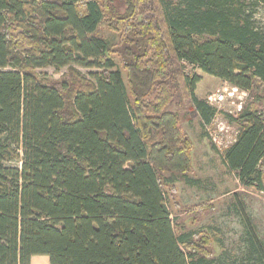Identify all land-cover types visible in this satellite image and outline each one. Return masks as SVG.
Returning a JSON list of instances; mask_svg holds the SVG:
<instances>
[{
	"label": "trees",
	"instance_id": "trees-1",
	"mask_svg": "<svg viewBox=\"0 0 264 264\" xmlns=\"http://www.w3.org/2000/svg\"><path fill=\"white\" fill-rule=\"evenodd\" d=\"M245 6L0 0V264H264L252 225L228 251L208 231L178 229L165 193L193 171V141L167 110L175 66L205 128L216 110L186 68L264 96V29ZM48 67L68 68L66 79H44ZM259 101L229 117L240 133L223 161L264 192Z\"/></svg>",
	"mask_w": 264,
	"mask_h": 264
},
{
	"label": "rangeland",
	"instance_id": "rangeland-1",
	"mask_svg": "<svg viewBox=\"0 0 264 264\" xmlns=\"http://www.w3.org/2000/svg\"><path fill=\"white\" fill-rule=\"evenodd\" d=\"M247 15L253 17L258 27L264 29V0H244ZM116 6H122L116 2ZM124 11L122 8L121 12ZM104 34L111 39L113 44H118L119 37L103 28ZM117 61L120 60L116 56ZM76 68L87 78H92L91 73L97 68ZM44 79L62 81L66 79L68 68L56 70L53 67L39 69ZM175 81L173 83L174 101L167 107L168 111L177 112L181 116V126L192 139L193 171L188 179L181 175L175 176V182L165 189L168 211L174 219L177 228L189 230L202 229L214 240H221V244L228 251L236 252L240 248V237L245 225H252L258 237L264 242V192L256 186H244L238 174L228 168L223 161V154L214 148L205 126L194 111L189 94L185 87V78L179 74L175 66ZM197 74L202 81L197 86L195 94L199 99L206 97L223 86L225 83L213 76L204 74L200 70L186 68L185 75ZM257 110L264 113V96L257 93L250 95L246 104L256 100ZM235 129L238 127L235 125ZM264 166V162H263ZM264 168V167H263ZM171 177L170 174H166ZM248 221V223H247ZM221 250V249H220ZM216 243L214 252L219 254ZM32 264H50L49 258L37 256L32 259Z\"/></svg>",
	"mask_w": 264,
	"mask_h": 264
},
{
	"label": "built area",
	"instance_id": "built-area-1",
	"mask_svg": "<svg viewBox=\"0 0 264 264\" xmlns=\"http://www.w3.org/2000/svg\"><path fill=\"white\" fill-rule=\"evenodd\" d=\"M214 92L206 97V102L216 112L212 122L206 126L207 134L219 152L224 153L237 140L240 133L230 122V116H235L245 108L251 92L224 81ZM263 117H264V113Z\"/></svg>",
	"mask_w": 264,
	"mask_h": 264
}]
</instances>
